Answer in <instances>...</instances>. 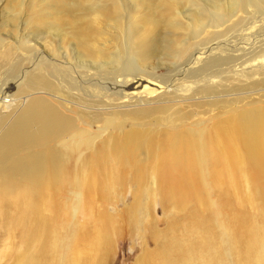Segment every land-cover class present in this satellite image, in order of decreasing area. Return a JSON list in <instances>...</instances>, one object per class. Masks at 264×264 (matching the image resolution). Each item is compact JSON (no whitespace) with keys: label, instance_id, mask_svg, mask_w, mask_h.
<instances>
[{"label":"bare ground","instance_id":"6f19581e","mask_svg":"<svg viewBox=\"0 0 264 264\" xmlns=\"http://www.w3.org/2000/svg\"><path fill=\"white\" fill-rule=\"evenodd\" d=\"M110 1L88 11L82 1L70 4L75 12L90 16L83 25H72L78 30L69 35L48 20L59 39L72 42L75 61L33 46L20 55L28 69L12 74L14 66L2 74L0 111L17 102L8 94L11 89L22 86L20 96L27 98L10 121L0 115V187L24 188L16 190L22 189L11 201L26 212V221L43 222L52 194L86 191L96 185L109 159L121 162L139 151L155 171L157 186L168 194L176 189L170 175L203 177L211 160L221 171L237 170L242 161L264 170V0H204L202 8L184 5L185 0ZM241 15L252 20L233 34L243 44L233 47L237 42L221 38L244 21ZM208 30L212 35L206 38ZM229 48L243 54L230 53ZM161 55L182 58L168 73L156 76L150 71ZM10 56L0 59V69ZM242 56L247 59L238 62ZM177 92L190 94L181 98ZM251 94L257 97L249 100ZM228 95L233 98L224 99ZM133 98L134 108H126L124 103ZM180 101H188L184 110L177 106ZM112 105L121 108L110 111ZM230 107L231 117L204 128L163 130L151 138L137 127L125 129L126 121L178 126L200 109L212 111L214 118ZM247 107L251 109L236 112ZM84 125L90 128H81ZM91 127L97 128L98 137H90ZM251 130L256 133L248 134ZM153 236L158 241V233ZM169 249L157 252L172 256ZM194 252L186 250V259ZM167 258L160 257V263L171 264Z\"/></svg>","mask_w":264,"mask_h":264},{"label":"rangeland","instance_id":"374dc122","mask_svg":"<svg viewBox=\"0 0 264 264\" xmlns=\"http://www.w3.org/2000/svg\"><path fill=\"white\" fill-rule=\"evenodd\" d=\"M80 1L85 5V11L103 3V0L0 2V59L11 55L8 57L11 59L0 69V85L3 82L2 74L14 66L12 74L21 68L28 69L29 63L22 60L20 55L29 52L33 46L44 48L50 55L60 56V53H64L68 60H74L75 47L72 42L59 39L47 22L51 19L62 33L72 34L78 30L72 29V25H83L86 22L84 18L90 16L84 11L75 12L70 8V4ZM185 1L184 5L194 3L201 8L204 4V0ZM56 5L57 8H54ZM48 13L52 18L47 16ZM239 17L244 21L221 38L226 40L229 36L227 39L237 42L233 47L243 45L239 42L240 38L234 39L237 36L233 34L244 29L252 20L245 15ZM204 35L208 38L212 31L208 30ZM231 52L238 56L243 54L235 50ZM159 57L160 60L154 62L156 69L150 71L156 76L168 73L172 65H178L182 58L173 59L168 55ZM242 58L238 62L247 59L246 56ZM58 60L62 61L61 57ZM154 80L159 81L157 78ZM22 89V86L19 91L9 89L8 94L17 102L8 110L0 111V115L8 121L27 101L24 98L26 95L20 96ZM16 92L19 94L16 95ZM186 94L181 96L177 92L181 98H186L190 93ZM256 97L251 94L249 100ZM232 98L230 95L224 97L226 100ZM127 102L124 103L126 108L136 105L134 98ZM186 102L180 101L177 106L184 110L183 107L188 105ZM252 106L256 108L259 105ZM114 108L121 107L112 105L109 109L114 111ZM203 109L178 126L162 121L158 124L146 121L131 124L126 121L125 129L137 127L147 138L157 137L163 130L207 127L213 124V120L219 122L231 117L233 110L227 108L213 118L212 111L203 113ZM249 109L247 107L236 112ZM96 127H91L90 137H98ZM81 128L90 127L84 125ZM100 130L103 129L100 127ZM105 133L100 137L104 138ZM254 133L251 130L248 134ZM95 141H100V138ZM107 155L110 157L108 152ZM207 171L203 177L195 173L175 172L170 177L176 189L168 194L157 186V175L143 151L128 155L121 162L109 159L105 163V171L97 175L95 186L86 191L77 188L61 195L52 194V204L42 215L45 217L43 222L32 216L35 220L26 221V212L15 207L11 201L24 189L21 185L0 187V264H161L160 257L163 255L168 257L171 264H186V261L205 264L210 260L213 262L209 264H264V170L242 161L237 170L221 171L211 160ZM32 222H36V225ZM157 233L159 237L155 242L153 235ZM166 246L174 252L172 256L163 251H159L162 255L158 254L157 251ZM189 249H193L195 255L186 259L185 251ZM202 249L208 250L211 257L208 258ZM155 252L153 260H150V254Z\"/></svg>","mask_w":264,"mask_h":264}]
</instances>
